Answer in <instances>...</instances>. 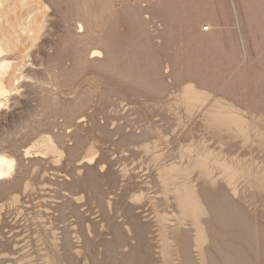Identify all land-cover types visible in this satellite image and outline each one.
<instances>
[{"label":"rangeland","instance_id":"rangeland-1","mask_svg":"<svg viewBox=\"0 0 264 264\" xmlns=\"http://www.w3.org/2000/svg\"><path fill=\"white\" fill-rule=\"evenodd\" d=\"M86 1L91 21L99 23L98 36L110 44L109 57L119 56L122 64L124 62V77L109 69L99 71L98 74L110 82L102 87L97 107L82 111L86 121L75 129L77 133L70 141L75 142V147L65 149L60 165L44 160L39 166L35 164L36 171L34 165L28 169L27 176L35 183L36 189L23 200L32 205L30 211L44 206L42 209L50 207L55 210L59 215H56L58 222H55L58 225L70 222L69 217L71 220L74 214L71 210L78 208V204V211L85 221V227L80 228L84 242L79 264H112L108 255L100 253L103 247L116 240L115 234L119 237L123 232L131 247L120 248L119 260L134 246L137 257L130 259L129 264H148V261L162 264L158 214L174 206L171 207L161 196L156 174L162 163L180 160L182 145L210 148L216 153L223 151L224 156L246 162L264 175V144L259 132L253 129L248 139L227 131L219 133L207 123L206 109L210 103L197 106L190 112L175 98L183 85L194 83L210 93L211 100L216 97L233 102L251 115L253 124L264 128V0ZM203 22H212L213 25L210 29L208 25L202 27ZM92 44L101 46L100 42L93 41ZM132 92L141 93L149 102H135L130 98ZM24 114L26 116L22 117L27 119L29 114ZM47 116L54 130L59 129L58 133L77 127L74 119L55 113L54 108L42 111L38 119L45 121ZM16 123H2V133L16 132L20 125ZM37 133L30 134L28 142L30 138L35 139ZM144 134L146 136L141 139L129 138ZM94 137L100 141L97 145L102 150L99 157L107 167L101 171L98 165L95 166V185L90 182L89 175L84 184H64L65 174L77 178L75 168L79 166L76 164L81 162L85 146ZM153 140H158V149L164 154L161 162H156L140 148ZM1 144L6 145L0 143V148L3 147ZM88 173L85 170L84 176ZM237 188L236 197L227 187L223 190V204L228 205L223 210L229 209L226 214L230 221L228 230L222 234L225 237L223 244L232 246L230 254L233 260L238 257L236 264H264V191L246 180H240ZM140 192H144L143 199L135 201L133 196ZM213 194L217 191L213 190ZM9 196V192L2 193L0 201ZM73 197L81 199L75 201ZM108 200L112 202L111 206ZM71 201L75 204H70ZM45 214L50 216L46 211ZM4 215L0 232L5 240H0L1 252L22 256L24 250H14L11 243L18 242L21 248L27 240L33 246L32 251L42 247L33 236L37 234V225L31 219L28 221L25 215L15 218L13 210H7ZM86 221L93 224L92 233L88 232ZM124 225L133 228L132 234L124 229ZM119 226L123 229L119 230ZM140 248L147 252H137ZM192 253L196 256L195 251ZM25 259L21 264H46L38 257L31 261ZM0 264L20 263L16 258L0 254Z\"/></svg>","mask_w":264,"mask_h":264},{"label":"bare ground","instance_id":"bare-ground-1","mask_svg":"<svg viewBox=\"0 0 264 264\" xmlns=\"http://www.w3.org/2000/svg\"><path fill=\"white\" fill-rule=\"evenodd\" d=\"M137 3L142 7L140 2ZM98 24L91 21L86 0H0V143L6 144L5 146L1 144L3 147L0 148V195L4 192L10 194L5 201H0V228L7 210H13L15 218L25 215L28 221L31 219L34 225H37V234L33 236L42 246L32 251L33 246L31 247L29 240H25L26 244L21 248L15 241L16 243H11L12 248L23 249L22 256L0 251L2 256L16 258L20 264L26 261L25 257L29 261L38 257L46 264H79V259L83 257L84 235L80 228L85 227V221L78 211L77 203L78 208L71 210L74 214L71 220L69 217L70 222L58 225L55 223L56 220L58 222L55 210L50 207L42 209L45 206L39 205L42 208L30 211L29 207L32 205L27 204L23 198L28 197L29 192L36 189L35 183L27 176L31 166H36L35 164L39 166L38 164L44 160L55 166L60 165L65 149L75 147V142L70 141L73 140L75 129L86 121L82 111L98 104L102 87L110 82V79L101 77L99 71L109 69L112 73L124 77L125 64L124 62L122 64L119 56L109 57L110 44L98 36ZM206 25L210 29L213 24L202 23V27ZM93 41L100 42L101 46L93 45ZM129 94L135 102L139 100L149 102L141 93ZM175 98L190 112L197 106L210 103L206 109L207 123L210 127L219 133L227 131L244 139H248L255 129L261 135L264 144V128L253 124L251 115L236 107L233 102L216 97L211 100L210 93L191 82L183 85ZM47 108H54L55 113H63L74 119L77 127L66 128L64 133H58L59 129L54 130L49 116L46 122L38 119V114L46 112ZM24 113L29 114L27 119L22 117L26 116ZM8 121L17 122L16 124L19 122L18 129L15 127L16 132L2 133L4 131L1 129L2 123H10ZM35 131L39 132L38 135L35 139L30 138L28 142V136L35 135ZM68 136L70 137L66 139ZM132 136L129 138L141 139L146 135ZM98 142L99 139L95 137L89 141L85 146L83 159L76 164L79 166L75 168L78 171L77 178L65 174L64 184L74 185L78 182L84 184L89 175L90 182L95 185L93 177L95 166L98 165L101 171L107 167L100 160L99 153L102 150L98 148ZM81 143L82 140L78 145ZM158 144V140L148 141L140 148L151 155L153 160L161 162L164 160V154L158 149ZM193 146L182 145L179 161L164 162L157 169L156 180L161 186V196L171 204V207L174 206L158 214L159 252L162 264H236L238 257L233 260L231 257L233 255L230 254L233 251L232 246L223 244L225 237L222 234L228 230L230 222L226 214L229 209L226 212L223 210V207L228 208L227 203L223 204L225 197L223 190L227 187L236 197L237 183L246 180L264 191V175L261 170L252 169L246 162L234 161L224 156L223 151L216 153L210 148L199 149ZM37 166L35 171L38 169ZM85 170L89 171L87 176H84ZM123 170L126 171V167ZM221 183L224 184V188ZM213 190L217 191V194H213ZM133 197L135 201L140 202L144 192ZM73 199L77 201L81 197ZM107 203L109 206L112 204L110 200ZM45 211L50 213V216L47 214L46 217ZM234 213L237 215V212ZM92 225L91 222L86 224L89 233H92ZM124 226V229L132 234L133 228ZM117 228L123 229L122 226ZM61 229L62 231H59ZM141 233H144V230H141ZM120 234L119 237L116 236L119 234H115L116 240L113 239L115 241L103 247L104 251L102 249L100 254L108 255L112 264L117 262L129 264L130 259L137 257L136 250L133 246L129 253L119 260L117 256L120 248L129 246L125 232ZM131 238H135V235ZM2 239L3 235L0 232V240ZM141 248L137 252L145 254L147 250ZM192 251H195L196 256ZM151 263L148 261V264Z\"/></svg>","mask_w":264,"mask_h":264}]
</instances>
